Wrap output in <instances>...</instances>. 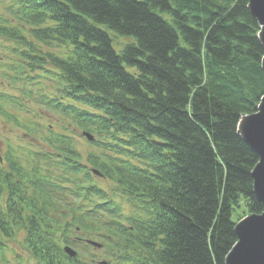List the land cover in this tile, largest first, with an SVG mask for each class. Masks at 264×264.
Here are the masks:
<instances>
[{
	"label": "trees",
	"instance_id": "16d2710c",
	"mask_svg": "<svg viewBox=\"0 0 264 264\" xmlns=\"http://www.w3.org/2000/svg\"><path fill=\"white\" fill-rule=\"evenodd\" d=\"M9 1L0 115L31 140L3 151L5 233L36 264H93L85 236L109 264H224L234 207L263 211L237 133L264 95L248 0Z\"/></svg>",
	"mask_w": 264,
	"mask_h": 264
},
{
	"label": "water",
	"instance_id": "95a60500",
	"mask_svg": "<svg viewBox=\"0 0 264 264\" xmlns=\"http://www.w3.org/2000/svg\"><path fill=\"white\" fill-rule=\"evenodd\" d=\"M247 8L257 21V37L264 50V0H248ZM260 67L264 74V55ZM237 133L258 157L251 177L253 195L262 205L263 211L249 213L234 224L236 241L227 252L224 264H264V95L261 96L255 112L240 117ZM64 249L70 256L75 255L72 249Z\"/></svg>",
	"mask_w": 264,
	"mask_h": 264
},
{
	"label": "rangeland",
	"instance_id": "374dc122",
	"mask_svg": "<svg viewBox=\"0 0 264 264\" xmlns=\"http://www.w3.org/2000/svg\"><path fill=\"white\" fill-rule=\"evenodd\" d=\"M11 12L13 13V10L10 6L9 0H0V14H5L6 16H11ZM11 43L6 41L3 37H0V58L2 61L0 63L10 62L12 59H14L12 52H11ZM117 48V46H116ZM3 79V78H2ZM8 83V81H6ZM16 85H11L9 87L8 91L12 93L13 96H16L17 94L19 96V92L17 91ZM35 89V88H34ZM17 96V97H18ZM25 106L27 108H30L29 106L33 107L34 110H37L36 105L34 104L33 100L30 101V99L26 102L24 101ZM13 111V110H11ZM18 118L20 120L23 119V124L25 122L24 119L27 118L25 114L21 115V113L18 115ZM6 118L0 115V151L6 147V140L9 139V137L15 141L16 136H18V140L15 141V144L17 143H24L26 140H31L29 137H27V133L20 127H16L13 123L5 125L4 121ZM45 121L44 123H46ZM10 134V135H9ZM98 178V183L101 185L102 180ZM249 213L246 212L244 208L243 202L239 203L238 207H234L232 211V220H236V217H239L237 221H239L244 216L248 215ZM235 221V223L237 222ZM24 233L22 231H16L15 235L10 238L9 241L6 242L7 245V251L5 252L3 262L5 264H36L35 260L32 259L30 254L27 252L25 244H24ZM83 252V251H82ZM85 253H89L91 255H94L93 258V264H97V261L103 260L102 251H92L88 250L85 251ZM91 257H88L87 259L90 260ZM106 259V258H105Z\"/></svg>",
	"mask_w": 264,
	"mask_h": 264
},
{
	"label": "flooded vegetation",
	"instance_id": "af4514ba",
	"mask_svg": "<svg viewBox=\"0 0 264 264\" xmlns=\"http://www.w3.org/2000/svg\"><path fill=\"white\" fill-rule=\"evenodd\" d=\"M1 235H4V232L3 231H1Z\"/></svg>",
	"mask_w": 264,
	"mask_h": 264
}]
</instances>
